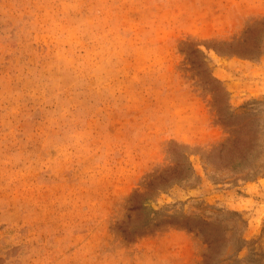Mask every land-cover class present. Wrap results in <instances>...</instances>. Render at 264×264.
<instances>
[{
	"label": "rangeland",
	"instance_id": "1",
	"mask_svg": "<svg viewBox=\"0 0 264 264\" xmlns=\"http://www.w3.org/2000/svg\"><path fill=\"white\" fill-rule=\"evenodd\" d=\"M0 264H264V0H0Z\"/></svg>",
	"mask_w": 264,
	"mask_h": 264
},
{
	"label": "crops",
	"instance_id": "2",
	"mask_svg": "<svg viewBox=\"0 0 264 264\" xmlns=\"http://www.w3.org/2000/svg\"><path fill=\"white\" fill-rule=\"evenodd\" d=\"M247 8H245L244 3L241 6H237L233 3V34H237L240 32L241 28L245 26L246 20L248 18ZM223 21H221L222 25L227 26L229 24L228 17H223Z\"/></svg>",
	"mask_w": 264,
	"mask_h": 264
}]
</instances>
